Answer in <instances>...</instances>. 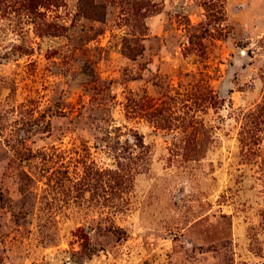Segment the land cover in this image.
Instances as JSON below:
<instances>
[{"label":"rangeland","instance_id":"1","mask_svg":"<svg viewBox=\"0 0 264 264\" xmlns=\"http://www.w3.org/2000/svg\"><path fill=\"white\" fill-rule=\"evenodd\" d=\"M0 264H264V0H0Z\"/></svg>","mask_w":264,"mask_h":264}]
</instances>
